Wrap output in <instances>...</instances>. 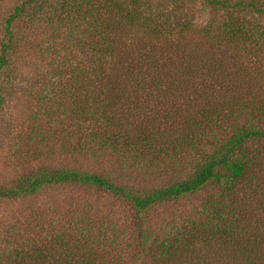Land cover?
<instances>
[{
  "label": "trees",
  "instance_id": "1",
  "mask_svg": "<svg viewBox=\"0 0 264 264\" xmlns=\"http://www.w3.org/2000/svg\"><path fill=\"white\" fill-rule=\"evenodd\" d=\"M35 1L0 20V72ZM47 13L53 30L84 36L74 83L62 89L74 154L103 156L155 185L21 170L0 185V200L86 186L126 201L133 218L122 230L85 218L78 229L38 222L32 233L0 221V264H264V0H56ZM203 191L201 212L151 228L153 208Z\"/></svg>",
  "mask_w": 264,
  "mask_h": 264
},
{
  "label": "rangeland",
  "instance_id": "2",
  "mask_svg": "<svg viewBox=\"0 0 264 264\" xmlns=\"http://www.w3.org/2000/svg\"><path fill=\"white\" fill-rule=\"evenodd\" d=\"M22 1L0 0V20ZM55 1H35L27 16L18 22L10 66L0 72L4 97L0 109V185H10L21 170L51 167L108 174L138 189L154 186L151 175H132V169L119 170L103 156L74 154L72 126L60 119L65 110L62 89L74 83L72 72L83 58L80 44L84 36L75 33L74 37L68 25L61 26V30L49 26L47 12ZM194 10L199 12L198 16H207V9L201 4L195 5ZM2 26L0 22V42ZM206 195L203 191L153 208L147 219L151 228L162 232L171 228L173 220L191 213L192 208L201 212L202 197ZM85 218L103 224L102 227L122 230L133 218V210L124 200L95 188L75 185L48 186L31 197L0 200V221L14 231L32 233L38 222L47 225L51 221L59 229L68 226L78 229Z\"/></svg>",
  "mask_w": 264,
  "mask_h": 264
}]
</instances>
